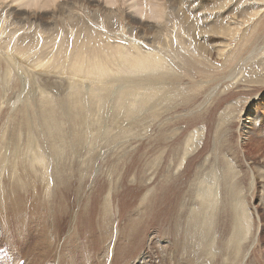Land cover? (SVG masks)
<instances>
[{
  "label": "bare ground",
  "instance_id": "6f19581e",
  "mask_svg": "<svg viewBox=\"0 0 264 264\" xmlns=\"http://www.w3.org/2000/svg\"><path fill=\"white\" fill-rule=\"evenodd\" d=\"M102 1L105 6H102L98 0H19L12 2V4L17 3L18 6L11 14L20 24L38 22L44 28H50L52 22L69 16L76 5H86L90 9L108 14L111 13L110 9L113 6L124 2V0L121 3L120 0ZM140 1L137 3L140 4ZM150 1L149 5L152 3ZM168 1L170 4V0ZM147 10V13L150 12L148 14H153L152 9ZM142 12L139 11V17L146 15L144 14L146 11ZM156 16L161 17L158 14ZM130 19L134 21V18ZM254 19L255 17H250L244 22H237L236 25L241 29ZM147 25L154 28L151 23ZM232 30L230 25L221 33L234 36ZM85 38L93 40L86 35L84 38L81 36L77 45L83 41L87 44ZM97 38L103 39L100 35ZM97 40L98 42L93 43L95 46L93 48L92 45H87L86 49L82 50L83 47L78 46L77 62L71 61L74 64L70 67L73 66L75 72L79 71L87 76L79 74L80 81L77 82H80V85L73 83L70 91L64 92L66 97L63 100V95L60 102H78L76 108L71 107L80 112L86 110L88 105V103L84 105L83 102H90L91 113H96L95 105L114 102L108 116L105 115L103 119L108 124L104 123L103 126L109 131L120 128L123 135L141 128L142 119L139 113L145 108H151L156 102H166L170 106L172 105L170 102H176L174 96L182 87L179 91L173 90V85L168 83L164 75L182 80V75L188 71L183 74L178 73L174 63L168 60L172 63L168 65L167 59L165 61L163 56L146 53L137 48L131 53V47L112 46L109 40L105 42ZM104 52L108 53L104 55ZM218 52V55L223 54V50ZM109 53L114 59L110 60V64L102 63L101 59ZM82 54H88L87 59L85 57V60H79L78 57L84 56ZM3 55L0 50V68L4 62ZM16 55L18 58V54ZM13 58L15 59V56ZM218 62L214 63L218 64ZM13 64L12 61L11 65ZM7 71L4 70L2 73ZM62 72L64 73V70ZM11 73L13 75V72ZM73 73H71L72 77L68 78L69 82L74 77H78V74ZM3 75L0 77L3 78ZM2 81L4 80H1V83ZM17 82L18 80L13 83L17 84ZM85 82L89 84L85 87L86 94L83 93ZM154 84L158 87L150 88ZM149 85L151 86L148 87ZM19 87L18 90L21 88ZM179 95L182 94L179 92ZM41 97V101L44 102L39 105L41 113L39 118L48 124L49 130L43 132L42 125L37 124L35 132L31 133L28 124L32 120L29 116L32 106L23 103L24 106L10 119L9 126L12 132H8L5 138L2 136L0 140V146L2 145L0 148V239L5 242L3 250H0V261L4 259V264H19L21 260L25 261L24 264H264L259 260L256 261L252 256L257 234L254 231L251 212H248L234 175L231 173L221 175L224 167L208 165L205 162L193 168L192 163L188 162V181L184 182L172 176L175 171L171 172L173 169L171 166L182 167L187 157L185 151L188 150V141L167 149H154L156 156H151L149 152L143 154L145 147L131 150L122 148L115 151L102 147L110 152L104 157V161H108V166H105L102 175L94 180L93 175L97 170L94 171L95 168L92 167H96V164L90 157L94 154L92 153L94 148L92 147L90 151L91 147H87L85 143L89 139H93V142L95 137H102L101 130L100 133L93 132L96 121L91 123L90 117L84 120L80 117L76 118L77 120L72 121L76 130L66 138V134L63 135L65 123L61 124L60 116L52 114L57 107L56 103L54 105L47 99L48 97L45 98V95ZM183 98L187 99L185 102L188 104V97ZM101 106V109L104 108ZM60 108L64 110L63 107ZM171 109L173 108L170 107ZM64 117L68 118L66 115ZM151 117L153 120L159 118L155 111L152 112ZM99 118L100 116L97 122L100 121ZM165 128L166 125L163 126V131H159L156 141L161 146L166 145L170 140ZM21 136L23 139L24 136L28 138L25 143L22 139V142L28 145L27 148L18 145ZM112 137L102 141L103 145L108 146L110 140H113ZM87 143L90 145L91 141ZM69 145H76L73 153L69 152ZM112 152H114L113 156L110 157ZM80 160L85 165L83 169ZM165 160L166 164L162 168ZM98 165L101 166L100 163ZM120 166L124 167V171H118ZM152 169H161L162 179L152 181L148 175L150 180H146L145 172ZM135 174L139 175V178L130 179V176ZM111 175L117 177L115 181L111 179ZM131 200L136 201V204H131ZM151 229L155 232L150 231ZM3 251L5 253L12 251L14 256L5 259L7 255Z\"/></svg>",
  "mask_w": 264,
  "mask_h": 264
},
{
  "label": "rangeland",
  "instance_id": "374dc122",
  "mask_svg": "<svg viewBox=\"0 0 264 264\" xmlns=\"http://www.w3.org/2000/svg\"><path fill=\"white\" fill-rule=\"evenodd\" d=\"M14 1L19 0H0V50L4 54L2 56L3 66L0 68L1 77L4 74L3 78L0 77V140L2 136L5 138L8 132H12L9 126L10 119L24 106L23 103L29 104V107L32 106L29 112L32 120L28 124L30 126L29 129L32 131L31 133L35 132L37 124L42 125L41 129H43V132L46 129L49 130L48 124H45L39 118L41 116L39 105L44 102L41 101V95L43 97L45 95V98L48 97L47 99L54 105L56 103L57 107L52 114L53 116H60L59 122L61 124L65 123V125L63 124V135L66 134V138L76 130L72 121L77 120L78 117L83 118V120L90 117L91 123L96 121L94 131L91 129L95 134L100 130L102 131H100L103 134L101 138L95 137V139L93 137L95 139L93 142V139H89L85 143L87 147H91L90 151L92 147L95 150L92 151L94 154L90 155L96 164V167L92 168H95L94 171L97 170L93 175L94 180H97L102 175L105 166H108V161H104V157L110 152L103 148L115 151L122 148L131 150L145 147L143 154L144 152H149L151 156H156L154 149H167L178 143L180 145L183 141V144L188 141V150L185 151L187 152L186 161H184L181 168L171 166V169L173 168L171 172L175 171L173 172L174 174L171 173L172 176L177 177L179 180L182 179L181 181L184 182L188 181V162L192 163L193 168L200 164H205V162L208 165L222 166L224 171L223 173L221 172V175L233 174L237 186L242 191L248 212H251L254 231L257 234V241L252 251V256L255 257L256 261L264 262V0H170V4L168 0H165L166 2L164 0H160L162 2H159V0H124V2H127L126 4H124L123 0H120L119 3L121 1L123 3H117L118 5L113 6L110 9L111 13L108 14L100 10L90 9L86 5H76L69 16L52 22L50 28H44L38 22L20 24V22L15 21L11 13L13 9L17 8L18 4H12ZM98 1L102 6L106 5L104 1ZM139 1L140 4L137 3ZM149 1L150 3L152 2L150 5ZM165 3L167 6H165ZM147 9H152L153 14H148L150 12L147 13ZM139 11L141 13L146 11L144 12L146 15L139 17ZM157 14L161 17L158 18ZM151 15L155 18H152ZM146 16H149V18ZM142 17L144 18L141 19ZM250 17H255V19L241 29L237 27V22H244ZM130 18H134V21ZM150 23L154 25V28H151V25L150 27L147 25ZM230 25L234 36L222 34V30ZM237 30L238 32H235ZM85 35L90 37V39L93 38V40L85 38L87 39L85 41L91 44H86L83 41L80 45H77L81 36L84 38ZM99 35L103 39L97 38ZM97 39L104 42L109 40L112 46L123 45L127 48L131 47V53L136 51L135 48H137L146 53L163 56L165 61L167 59L168 65L172 64L169 61L174 63L178 73L183 74L188 71L182 75V80L174 79L170 75H164L168 79V83L173 85V90L179 91L182 87L179 91L182 95H179L178 92L174 96L176 102H170L171 106L166 102H156L157 105L154 104L151 108H145L139 113V117L142 119L141 128L131 130L125 135L122 134L123 132L120 128L113 130V132L103 126L104 123L108 124L103 119L108 116L114 102L100 104L104 107L102 109L100 105H95L96 113H91L89 110L90 102H83L84 105L87 103L88 105L86 110L82 112L74 109L77 107L78 102H60L63 95L64 100L66 97L65 93L70 91L72 85L80 81L79 74L87 76V74L79 71L75 72L73 66L70 67L71 64L77 62V48L81 46V48L83 47L82 50H84L87 45H92L93 48L95 47L93 43L98 42ZM218 50H223V54L218 55ZM89 51L91 52V50ZM90 52L88 53L89 55ZM107 53L104 52V55ZM16 54H18L19 59L16 58ZM88 54H82L84 56L78 57V59L83 61L85 57L87 59ZM111 56L112 54L109 53L108 56L101 59V62L110 64V60L114 59ZM12 61L13 65H11ZM25 61L27 65L24 64ZM213 61L219 62L217 64ZM68 63L70 64L68 65ZM6 67L9 68L10 74ZM4 70L7 72L2 73ZM63 70L64 73L62 72ZM11 72H13L14 76ZM72 72L78 74V77H74L73 81L70 80L69 82L68 78L72 77ZM89 75L91 76V74ZM28 78L29 80H27ZM1 80L4 81L1 83ZM17 80V84H14L13 82ZM179 80L180 82L176 83ZM78 84L80 85V82ZM88 85V82L83 85V93L85 94V91H87L85 87H88ZM152 86L150 88L158 87L156 84ZM18 87L20 88L19 90ZM46 95L49 96L46 97ZM185 96L188 97V104L185 102L187 99L183 98ZM59 97L60 99H58ZM59 106L63 107L62 109L64 110H61ZM170 107L173 109L170 110ZM72 108L77 114L72 111ZM153 111L159 116L158 119H151ZM65 115L68 117L67 119L64 117ZM70 115L73 118L72 116L70 118ZM98 116H100L101 122H97ZM60 119H64V121ZM3 123L5 124L3 125ZM32 125L35 126L32 127ZM164 125L167 127L164 130L167 129V135H169L170 140L166 145L161 146L156 141L159 133L163 131ZM3 130L4 132L7 131V133H4ZM112 133H116L118 136ZM225 133L229 136H226ZM10 137L9 139H11ZM25 137L23 139L21 136V143L19 142L18 144L22 148L28 147V145L24 144L28 140ZM110 137L113 140H110L108 146L103 145L102 141ZM245 138L247 139L245 140ZM22 139L25 140L24 143ZM89 141H91L90 145L87 143ZM153 143L154 146H152ZM75 146L69 145V152L73 153ZM113 153L110 154V157L113 156ZM79 162H81V169H83L85 166L83 161L80 160ZM99 163L101 164L100 167ZM165 164L166 160L162 163V168ZM142 166L143 164L140 168ZM83 171L81 170V172ZM118 171H124V167L120 166ZM147 172L144 174L146 180L151 179L153 181L155 179L154 181H156L159 178L162 179L163 171L161 169L147 170ZM148 175L151 177L150 179ZM116 178L115 175H111L113 181ZM138 178L139 175L137 174L130 176V179L133 180ZM131 204H136V201L131 200ZM224 230L228 231L227 228H224ZM150 231L155 232L154 229ZM3 243H5L4 240L0 239V250H3L2 247L5 246ZM4 254L7 255L5 259H8L9 256H14L12 251H6ZM156 254L157 252H155ZM3 261L4 259L0 261V264H4ZM24 263V260L19 262V264Z\"/></svg>",
  "mask_w": 264,
  "mask_h": 264
}]
</instances>
